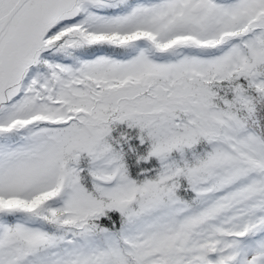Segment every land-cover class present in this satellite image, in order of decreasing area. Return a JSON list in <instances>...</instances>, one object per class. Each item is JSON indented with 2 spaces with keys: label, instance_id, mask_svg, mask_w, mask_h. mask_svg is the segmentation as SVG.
<instances>
[{
  "label": "snow or ice",
  "instance_id": "1",
  "mask_svg": "<svg viewBox=\"0 0 264 264\" xmlns=\"http://www.w3.org/2000/svg\"><path fill=\"white\" fill-rule=\"evenodd\" d=\"M0 264H264V0H0Z\"/></svg>",
  "mask_w": 264,
  "mask_h": 264
}]
</instances>
